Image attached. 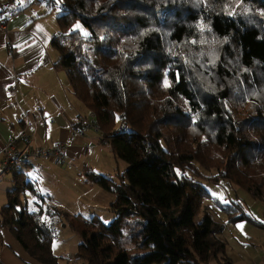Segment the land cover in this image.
I'll return each instance as SVG.
<instances>
[{
	"label": "trees",
	"instance_id": "1",
	"mask_svg": "<svg viewBox=\"0 0 264 264\" xmlns=\"http://www.w3.org/2000/svg\"><path fill=\"white\" fill-rule=\"evenodd\" d=\"M56 4L70 47L53 37L55 65L92 112L102 144L128 166L118 183L85 173L115 193L108 224L43 207L47 197L20 169L27 166L2 171L13 183L3 224L41 264H59L53 220L45 219L53 216L79 235L84 264H233L218 236L224 224L207 211L199 217L211 197L202 180L236 184L264 202V0ZM77 22L85 34L72 29ZM198 165L215 173L203 176ZM26 192L36 198L33 211L22 203ZM212 202L229 223L258 224L237 202Z\"/></svg>",
	"mask_w": 264,
	"mask_h": 264
},
{
	"label": "crops",
	"instance_id": "2",
	"mask_svg": "<svg viewBox=\"0 0 264 264\" xmlns=\"http://www.w3.org/2000/svg\"><path fill=\"white\" fill-rule=\"evenodd\" d=\"M14 8L17 13L8 20L9 30L6 33L0 30V150L10 136H16L21 131L20 113L27 111L36 127L31 144L47 148L58 141L69 142L65 157L71 166L74 160L88 152L87 140L97 139L96 141L111 153L109 147L101 142V134L94 125L92 112L72 93L64 69L55 65L59 52L52 46L51 41L53 37L61 34L57 12L51 9L48 0H18ZM93 133H96L97 137L93 136ZM45 170L42 167L39 173L48 175V168ZM70 177L80 185L93 184ZM3 178L5 177L2 173L0 180ZM9 182L10 185L0 183V208L7 204V191L13 186L10 177ZM99 187L108 193L102 200L109 208L115 193ZM39 193L43 194L40 191ZM44 196L47 197L44 203L45 200L56 203L50 195ZM33 203L36 205L35 198ZM64 203L66 206L62 207L66 208V211L71 214L80 213L77 210V200H64ZM257 221L258 224L246 220L234 223L233 229L227 235V238L231 239L230 242L226 238L223 240L226 244V256L233 264L263 263L264 227H261L259 222L264 221V218ZM226 228L227 225L224 224L219 237ZM61 259L60 264H64ZM68 260L66 262L71 264L81 262L79 258ZM0 263L41 264L25 251L9 228L3 224L1 217Z\"/></svg>",
	"mask_w": 264,
	"mask_h": 264
},
{
	"label": "rangeland",
	"instance_id": "3",
	"mask_svg": "<svg viewBox=\"0 0 264 264\" xmlns=\"http://www.w3.org/2000/svg\"><path fill=\"white\" fill-rule=\"evenodd\" d=\"M53 1L58 2V0ZM242 10L244 12H251L250 6L248 5L243 7ZM72 29H79L82 34L86 33V28L84 29L80 22L75 23ZM60 41L66 49H69L70 42L67 40L65 32L61 34ZM87 47L88 45L83 43L82 48L85 49ZM249 111L250 110L247 112L240 111L239 114L243 116L245 113H249ZM257 113L258 115H264L263 110H258ZM116 126H119L118 120L116 122ZM93 136L97 137V134L93 133ZM96 140L97 139L87 140L88 143H86V145L89 146L88 152L82 155L80 158L74 160L72 163L73 166H71L72 168H69L70 170L67 169L66 163H57L52 158L34 159V163L41 165L46 170L48 168L49 174L46 176L42 173H39L40 171L35 170L33 165L26 167V169L20 167V169H22L28 175V177L31 178L40 192H42L44 195L48 194L53 198V200H56V203L52 202L51 200L50 201L56 206V208L58 207L57 209H61L63 212H67L72 216H79L81 217V221H88L90 218H95L101 220L105 224H108L115 217V214L109 210L108 206L102 200V197L108 195V193L106 194L98 186V184L91 182L85 173H87V171H93L97 174L104 175L112 181H115V183H118L117 174L124 171L128 164L123 160H116L111 155L109 150L106 147L100 145ZM198 167L203 176L215 173V171H208L200 165H198ZM79 175L81 178H78ZM70 176H72L74 179L77 177V181L82 182V180H86L93 184L85 185L82 183L80 185L75 180H71ZM4 177L5 178L0 180L1 185L8 183L10 185V176L5 174ZM202 181L211 197L202 201V208L199 217L203 215L204 211H207L212 215V218L215 221L227 225V228L220 236V239L225 240L226 238V240L230 242L231 239L229 240L227 235L230 233V230L233 229L234 225L233 223H227L225 214L221 212L217 206H215V204L212 202V199L219 200L222 203L237 202L241 205L242 210L245 213L250 214L259 221L263 220L264 202L248 195L242 187L223 180L216 183L208 182L206 180ZM33 198L35 197H33V195L29 192H26L22 196V203L25 205L28 211H32L37 208L33 203ZM64 200H77V210H79L80 213L71 214L70 212L66 211V208L63 209L62 206H66ZM50 201H45V203L43 202V207H51L52 203ZM45 219L47 221L50 219L53 220L55 236L51 240L50 248L53 254L58 257V263L60 264L59 260L62 258L61 260L64 262V264H71L66 262V260L77 258L76 253L80 242L79 235L72 230L63 216H53L49 218L47 217ZM75 224L79 223L75 222ZM79 260L81 261L80 264H84L83 259L79 258ZM212 264L216 263L212 261Z\"/></svg>",
	"mask_w": 264,
	"mask_h": 264
},
{
	"label": "built area",
	"instance_id": "4",
	"mask_svg": "<svg viewBox=\"0 0 264 264\" xmlns=\"http://www.w3.org/2000/svg\"><path fill=\"white\" fill-rule=\"evenodd\" d=\"M48 2L51 9L56 11V2L53 0H48ZM17 4L18 0H0V30L2 32L6 33L9 30L8 20L16 15L17 10L14 7ZM20 120L22 122L21 131L16 136H10L0 150V175L2 171L8 172L18 165L27 167L33 165L35 170L41 171L42 167L34 163V159L37 158H52L55 162L60 164L66 163V167L71 168V164L65 157L66 149L70 145L69 142L58 141L52 147L47 148L32 145L31 142L36 132L32 116L27 111H21Z\"/></svg>",
	"mask_w": 264,
	"mask_h": 264
},
{
	"label": "snow or ice",
	"instance_id": "5",
	"mask_svg": "<svg viewBox=\"0 0 264 264\" xmlns=\"http://www.w3.org/2000/svg\"><path fill=\"white\" fill-rule=\"evenodd\" d=\"M239 227V226H238Z\"/></svg>",
	"mask_w": 264,
	"mask_h": 264
}]
</instances>
